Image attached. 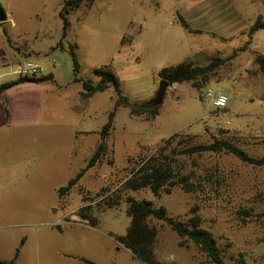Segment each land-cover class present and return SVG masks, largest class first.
Returning <instances> with one entry per match:
<instances>
[{
  "label": "rangeland",
  "instance_id": "1",
  "mask_svg": "<svg viewBox=\"0 0 264 264\" xmlns=\"http://www.w3.org/2000/svg\"><path fill=\"white\" fill-rule=\"evenodd\" d=\"M0 3L9 14L0 23V83L14 77L6 68L15 64V51L33 54L14 61L30 59L54 76L19 84L0 99V262L146 264L117 241L130 223V196L152 201L179 220L199 215L225 264H264V167L223 153L180 156L178 168L189 176L192 192L175 187L157 199L148 189L121 190L134 164L174 134L189 144L223 139L252 157L264 156V76L253 63L254 51L264 56V30L247 45L249 28L258 17L264 22V0H85L65 13L67 24L60 15L65 0ZM240 47L245 51L238 52ZM213 58L226 61L214 62L211 75L194 84L168 85L154 118L116 107L113 86L82 99L81 83L74 80L97 82L94 69L108 68L118 79L119 95L144 105L154 99L163 68L187 60L205 66ZM208 88L227 94L225 109L200 97ZM110 112L106 154L87 169ZM84 169L60 197L58 190ZM118 198L119 206L107 207ZM81 208L94 224L80 218ZM150 224L158 231L160 264H210L166 223Z\"/></svg>",
  "mask_w": 264,
  "mask_h": 264
},
{
  "label": "trees",
  "instance_id": "2",
  "mask_svg": "<svg viewBox=\"0 0 264 264\" xmlns=\"http://www.w3.org/2000/svg\"><path fill=\"white\" fill-rule=\"evenodd\" d=\"M85 0H65V5L61 11V16L65 19V13L77 9ZM91 2L92 0H87ZM181 26L188 32L192 33L189 24L179 17ZM264 30V22L257 18L255 23L249 28L247 45L251 43L252 35L258 31ZM74 46L70 47L74 63V75L77 74L79 64L74 54ZM239 51H245V47H240ZM235 54H232V58ZM253 63L258 67L259 72L264 76V56L256 51L253 52ZM30 60V59H29ZM226 59L213 58L211 62L205 66L195 65L191 60L184 61L174 67L163 68L159 76L162 80L168 82V85L174 83H184L204 79L211 75L214 62L223 63ZM20 62V61H18ZM12 62V63H18ZM94 76L99 80L95 82L93 79H81L75 76V82H80L82 91L79 93L82 99H88L95 93L103 92L110 86H113L118 99L116 107L122 106L129 110L132 116H146L154 118L158 114L161 105L151 107L146 104H132L125 97L119 95V82L116 75L108 68H96L93 71ZM53 75H42L38 78H17L16 80L0 84V97L2 94L21 83H41L44 81H52ZM163 103V102H162ZM226 108V107H225ZM223 108V109H225ZM114 119V112H110L108 121L103 125L100 136L101 142L96 147L91 159L88 162L87 169L98 164L106 154V139L110 135ZM180 134H174L165 139L152 153L140 158L131 170L130 176L122 184L121 190L125 192H138L148 189L154 197L160 199L164 195H170L175 187H181L185 192L190 193L194 187L188 175L179 170L178 158L180 156L192 157L203 154H229L237 158L240 162L256 166L264 167V156L257 158L250 156L242 148L234 143L223 140L213 139L207 144H189L186 141L178 140ZM87 169L82 170L73 179L58 190V195L63 197L79 182ZM121 199H112L107 203L108 208L119 206ZM127 215L130 218V223L124 236H121L117 241L128 249L135 257L146 264H160L156 259L155 246L158 237L157 229L150 224V220L154 219L166 223L176 233L180 239L191 241L201 253L204 254L210 264H225L222 252L216 239L208 230L201 228L202 220L199 215H192L185 220H179L167 216L166 211L161 206H156L149 200H138L134 197H126ZM84 211L81 208L80 213ZM194 211V209H193ZM80 218L89 220L92 224L96 221L87 215H80ZM86 264H94L88 260H84ZM0 264H14V261L0 262Z\"/></svg>",
  "mask_w": 264,
  "mask_h": 264
},
{
  "label": "built area",
  "instance_id": "3",
  "mask_svg": "<svg viewBox=\"0 0 264 264\" xmlns=\"http://www.w3.org/2000/svg\"><path fill=\"white\" fill-rule=\"evenodd\" d=\"M6 71L8 75L16 78H38L44 74V69L29 59L8 65ZM200 97L203 99L209 98L212 105L217 109L225 108L229 102L226 93L222 91H214L211 88L202 90L200 92Z\"/></svg>",
  "mask_w": 264,
  "mask_h": 264
},
{
  "label": "water",
  "instance_id": "4",
  "mask_svg": "<svg viewBox=\"0 0 264 264\" xmlns=\"http://www.w3.org/2000/svg\"><path fill=\"white\" fill-rule=\"evenodd\" d=\"M7 19H8L7 12L0 3V23L6 22ZM167 87H168V82L165 80H161L154 99L146 103V105L151 106V107L161 105L163 102L164 94H165Z\"/></svg>",
  "mask_w": 264,
  "mask_h": 264
},
{
  "label": "crops",
  "instance_id": "5",
  "mask_svg": "<svg viewBox=\"0 0 264 264\" xmlns=\"http://www.w3.org/2000/svg\"><path fill=\"white\" fill-rule=\"evenodd\" d=\"M7 15H8V18H9V14L7 13ZM8 20V19H7ZM12 50V49H11ZM13 52V51H12ZM23 53H25L26 55L27 54H33L32 52H14V53H12V56H11V59H12V61L13 62H16V61H14L16 58H19V60H20V57H22L23 56ZM32 56V55H31ZM1 57H6V54L3 52V54H1ZM47 74H51V73H44L43 75H47ZM53 78H54V76H53ZM17 78L16 77H13V78H11L10 80H7V81H3L2 83H5V82H9V81H13V80H16ZM2 83H0V84H2ZM26 83H28V84H39V83H30V82H26ZM21 84H24V83H21ZM19 85V84H18ZM18 85H16V86H18ZM16 86H14V87H16ZM13 88V87H12ZM11 89V88H10ZM11 98H13L12 97V95H11ZM0 99H1V97H0ZM12 100V99H11ZM1 105V104H0ZM8 106H9V108H11L12 109V106H11V103H9L8 102ZM6 112L7 113H9V111L8 110H6Z\"/></svg>",
  "mask_w": 264,
  "mask_h": 264
}]
</instances>
